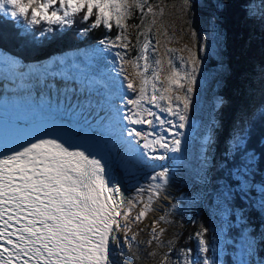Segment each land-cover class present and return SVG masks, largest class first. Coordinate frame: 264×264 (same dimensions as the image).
<instances>
[{
    "label": "snow or ice",
    "instance_id": "snow-or-ice-1",
    "mask_svg": "<svg viewBox=\"0 0 264 264\" xmlns=\"http://www.w3.org/2000/svg\"><path fill=\"white\" fill-rule=\"evenodd\" d=\"M182 2L191 10V0ZM210 6L209 35L215 45L213 54L218 55L224 36L222 16L230 5L214 0ZM134 10L141 13L136 27L143 25L144 30L136 33L135 55H130L133 45L127 21ZM163 15L164 10L154 11L149 0H0V20L11 22L34 46L56 32L76 29L81 38L99 33L95 47L43 65L26 66L16 56L0 51V73L34 79L37 85L48 76H59L63 91L55 85L48 87L63 95L65 114L77 118L73 128L56 120L43 124L47 131L0 153V264H123L137 240L127 233L155 213L154 205L170 183L171 170L184 161L189 136L181 130L191 125L194 98L203 88L202 54L207 43L192 30L188 35L196 42L195 50L187 45L164 47L161 55L159 42H153L157 35L153 29L156 17ZM244 16L264 29V0L258 10L252 0H245ZM146 17H150L148 23ZM181 52L188 55H178ZM127 63L138 79V88L124 67ZM119 78L121 83H117ZM77 92L82 99L73 104ZM223 103L222 97L215 96L213 108ZM80 121L94 129V135L86 133ZM241 124L229 141L225 161L238 155L242 163L235 171L228 168L220 196L225 202H238L232 213L241 226V247L246 243L251 257L256 234L264 246V179H254L257 171L264 172V131L253 144L248 121L242 118ZM218 128L213 118L209 131ZM86 135L92 139H85ZM204 142L210 143L211 136L206 135ZM166 160L171 164L150 163ZM203 164H208L206 156ZM223 171L222 167L221 177ZM121 174L132 179L142 175L146 183L137 182L126 192L117 178ZM252 216H258L260 223L252 225ZM161 223H170L167 213L152 220L148 245L162 246L159 237L166 229L159 227ZM208 232L200 224L187 238L195 242L194 247L176 249L169 240L167 252L149 255H160L158 264H219V253L215 259L206 255ZM240 264H264V257Z\"/></svg>",
    "mask_w": 264,
    "mask_h": 264
},
{
    "label": "trees",
    "instance_id": "trees-1",
    "mask_svg": "<svg viewBox=\"0 0 264 264\" xmlns=\"http://www.w3.org/2000/svg\"><path fill=\"white\" fill-rule=\"evenodd\" d=\"M151 1L153 0H149ZM223 2L229 4L230 7L224 10L222 16L224 36L219 47L220 54L217 58L205 55L203 70L206 78L219 79L218 87L216 86L213 92L223 97L225 102L217 112L211 115L218 121L219 128L215 131L214 144L207 154L208 164L203 170V177L207 180H201L200 190L193 196L191 217L189 221L182 224L174 247L176 249L194 247L195 242L188 241L187 238L198 230L200 224H203L209 229L206 234L209 241V252L206 255L211 258L210 250L219 245V264H239L238 260L242 252H237L238 246L241 247L244 242L241 239V226L232 213L233 205L238 202H225L220 196L222 191L220 186L228 181V168L235 171L236 167L242 163L238 155L235 160L229 157L225 161L229 141L234 130L239 132L242 127V118L248 121L247 132L253 144L264 131V115H262L264 113V87L261 86L260 81H254L252 76L257 66L264 65V29L258 22H250L245 18V0H223ZM212 3L214 0H201L200 5L195 4L198 13L208 20L213 12L210 6ZM139 17L140 11L134 10L127 23L134 25ZM35 31L38 36V30ZM19 32L20 30L11 22L0 20V51L6 55L16 56L23 63H40L52 55L65 51L90 49L96 46L99 36V33H95L81 38L76 34V29H72L65 33L49 34L46 39L39 40L34 46ZM206 105L209 106V110H212L209 99L208 101L206 99ZM222 167L223 177L220 175ZM254 179L257 181L264 179V172L257 171ZM222 207L227 209V216L224 220L219 215ZM250 223L259 224L258 216H252ZM221 224L222 227L218 230L217 227ZM258 237L259 235L256 234L255 240ZM255 251L253 256H248V260L254 257L257 259L264 257V246L259 242L256 243ZM215 258L216 256L213 259Z\"/></svg>",
    "mask_w": 264,
    "mask_h": 264
},
{
    "label": "rangeland",
    "instance_id": "rangeland-1",
    "mask_svg": "<svg viewBox=\"0 0 264 264\" xmlns=\"http://www.w3.org/2000/svg\"><path fill=\"white\" fill-rule=\"evenodd\" d=\"M149 3L152 4L154 11L158 12L159 9L164 10V15L162 17H156V24L153 29V31L157 33V35L153 38V42H159L158 51L161 55H163L164 47L182 49L185 45H187L189 47H192L193 50H195L196 42L190 39L188 35L190 31L195 30L197 31L200 37L204 38V41L207 43V50L202 55H209L212 58H217L220 53L218 55L213 54V48L215 47V45L213 44V38L209 35V20L205 17H202L198 13L197 8L195 6V4L200 5L201 0H191V3L193 5L191 10H188L184 7L182 0H153ZM252 3L254 6H257L258 10L260 0H252ZM149 21L150 17H146L145 23H148ZM189 21H191V24H189ZM139 23L140 17L136 24H129V39L131 40V43L133 45V48L129 49L130 55H135L136 33L138 31L144 30L143 25H141L139 29L136 27V25ZM161 24H163V28H161ZM161 32H166L167 35H160L159 33ZM149 35L150 38H152L151 34ZM173 35L176 38L175 41L170 40V37ZM141 40H143V37H141ZM80 51L84 50L80 49ZM178 55H183L186 57L188 53L181 52L178 53ZM112 59L113 57L109 56V61H111ZM108 67L111 68L112 65L109 64ZM124 67L127 69L129 78L135 80V86L138 88L139 82L138 79L135 77L131 64L127 63L124 65ZM262 67H264V65L261 67L257 66L256 72L252 75L254 81L256 82H261ZM102 69L103 66H101V70ZM85 71L89 70L85 69ZM112 75L115 76V73H112ZM55 77L56 76H48L47 80L44 82L42 81L40 85H45L46 83H49L51 81H57L61 84L64 83V81H62L59 76H57V80L54 79ZM16 78L18 79V77L14 78V75L12 73H0V84H3L4 82L14 83L17 80ZM205 79L207 80V83H205ZM18 80L27 83L31 79L21 78ZM210 81L211 84H209ZM121 82L122 78H119L117 80V83ZM200 82L203 85V88H199L197 90L194 98L195 102L190 112L191 125L186 130H181L187 132L189 136V141L186 144V151L184 154L183 163L178 166V168H175L178 170V176L176 175V178L178 177L177 186L173 188V194H171V197L167 198L168 201L163 204V208H161L159 211H156L157 214L154 213L153 215L149 216L148 218H151H147L146 220H144L139 225V228L136 225H132L133 228L131 227V231L127 233V235L129 236L136 235L137 237L134 246L128 251V256L125 258L126 261H131L130 264H158L160 255L153 257L150 256L149 253L153 251H156L160 254H162L163 252H167V242L169 240H173L174 243L176 242L179 237V231L182 224L189 221L191 217V210L193 209V203L191 201L193 200L194 194H196L200 190L201 180L203 177V170L206 166L203 164V160L205 157V153L203 150L205 149V147H203L204 137L208 134H212L213 136L215 135V132L209 131V127L210 122L213 119L211 117L212 113L217 112L219 109H214L212 106L214 104V97L218 96L213 92V90L217 86L216 79L212 80L210 78H206L205 72L203 70V76L200 78ZM76 95L77 97H81L79 92H77ZM96 98L100 97L94 96V99ZM206 99L207 101L208 99L210 100L212 110H209V106L206 105ZM223 104L221 106H223ZM250 109H252V107ZM213 144L214 142L211 141L208 152H210ZM167 164L170 165L171 161H167ZM172 205H175V207L173 208ZM165 213L168 214V220L170 221V223H161L159 226L166 229V232L159 237V240L162 242V246L157 247L156 242H153L152 245H148L147 241L150 238L149 226L151 225L152 220L158 218V216L160 215H165ZM219 215L223 220L226 218L227 212L224 207L221 208ZM221 227L222 224L219 225L217 229L220 230ZM140 228L143 229V232L139 231ZM259 241L260 237L256 238V243H258ZM240 251L242 253L241 256H239L240 254H238V256L240 257L238 262L241 260H248L249 255L247 254V246H245V248L238 246L237 252L240 253ZM217 253H219V245L210 250L211 258L213 259ZM254 260L258 262L260 258L257 259V257H254Z\"/></svg>",
    "mask_w": 264,
    "mask_h": 264
},
{
    "label": "bare ground",
    "instance_id": "bare-ground-1",
    "mask_svg": "<svg viewBox=\"0 0 264 264\" xmlns=\"http://www.w3.org/2000/svg\"><path fill=\"white\" fill-rule=\"evenodd\" d=\"M15 77L17 76L14 75V78ZM49 85H55L56 87L61 89V92L63 91L64 83L61 84L57 81H51L49 83H46L45 85H37L34 79H31L27 83H24L21 80L17 79L14 83L4 82L3 84H0V118L16 121L30 119H47L48 121H52L49 119L54 118L65 122L67 125L72 126V128L75 127L77 118L73 117L71 113L65 114L67 109L63 102V95L61 94L58 96L56 93V89H50L48 87ZM76 99H82V97H77V95H75L72 100L73 104L75 103ZM58 102L60 103L59 108L57 107ZM79 123L83 125V130L86 133H92L94 135V129H91L87 124H83L82 121H80ZM85 139L91 140L92 136L86 135ZM207 145L208 144H205L204 142L203 147H205L206 149ZM205 149L204 152L206 151ZM167 161L168 160L163 162L151 161L150 163L157 165L163 163L165 166H167ZM177 171L178 170L175 168L171 170L170 183L167 186L166 190L161 194L159 201H157L154 205L156 211H159L161 208H163V204L168 201L167 198L171 197V194H173V188L177 186ZM121 176L125 185L126 192L131 185L136 184L137 182H139L140 184L146 183L142 175L138 176L136 179L125 177L124 175ZM153 214L154 213H150L149 216ZM130 262L126 261L125 259L123 260V264H130Z\"/></svg>",
    "mask_w": 264,
    "mask_h": 264
},
{
    "label": "water",
    "instance_id": "water-1",
    "mask_svg": "<svg viewBox=\"0 0 264 264\" xmlns=\"http://www.w3.org/2000/svg\"><path fill=\"white\" fill-rule=\"evenodd\" d=\"M224 101V100H223ZM211 135V141H213L214 142V136L212 135V134H210ZM204 150V149H203ZM207 150V149H206ZM206 152V151H205ZM122 175V174H121ZM121 175H118V179L120 180V182L122 183V184H124V182H123V180H122V176ZM126 191V190H125ZM239 264H240V262H239Z\"/></svg>",
    "mask_w": 264,
    "mask_h": 264
}]
</instances>
